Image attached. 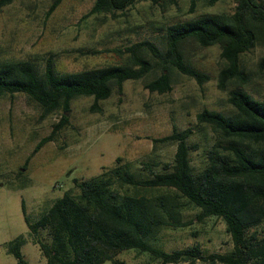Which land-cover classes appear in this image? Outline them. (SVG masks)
<instances>
[{
    "label": "trees",
    "instance_id": "1",
    "mask_svg": "<svg viewBox=\"0 0 264 264\" xmlns=\"http://www.w3.org/2000/svg\"><path fill=\"white\" fill-rule=\"evenodd\" d=\"M12 1L0 0V7ZM137 1L94 0L83 18L125 11ZM219 1L208 0L211 5ZM233 1L232 13H203L168 25L163 46L149 39L126 46L122 49L128 53L124 63L61 72L52 57L46 58L42 68L32 60L0 62V102L5 95L20 92L39 103L44 115L62 111L51 133L37 143L36 153L69 123L72 101L80 96H92L97 105L115 90L122 93L125 81L148 77L157 66L160 73L147 83L151 91H171L174 70L201 85L208 82L210 74L188 59L183 49L186 41L202 47L220 46L222 89L231 80L247 82L242 56L258 45L264 47V0ZM61 2L53 0L46 17ZM195 4L196 0H191L192 7ZM258 67L264 71V56ZM228 100L235 108L232 114L205 108L197 115L228 142L227 147L222 140L215 142L198 170L191 160L196 148L189 141L192 128L175 129L153 138L155 145L177 143L173 162L165 163L162 170L141 174L133 162L118 156L97 175L75 178L79 191L67 190L37 218L28 214L22 200L27 234L39 245L45 264H102L106 260L125 264L115 255L129 249L149 253L156 264H195L209 258L224 264H264V238L252 232L264 223V99L238 86L229 91ZM187 204L199 209L196 218L200 221L209 216L225 220L234 242L230 252L206 255L197 244L171 251L156 244L165 228L192 223L185 219ZM28 236L20 234L7 243V252L18 264H30L22 252Z\"/></svg>",
    "mask_w": 264,
    "mask_h": 264
},
{
    "label": "rangeland",
    "instance_id": "2",
    "mask_svg": "<svg viewBox=\"0 0 264 264\" xmlns=\"http://www.w3.org/2000/svg\"><path fill=\"white\" fill-rule=\"evenodd\" d=\"M53 0H13L0 7V62L32 60L41 68L48 57L61 72H73L128 60L126 46L145 39L164 45L166 27L174 22L203 13H232L236 3L221 0H138L125 11L96 13L83 18L94 0H62L46 17ZM183 49L193 65L210 74L199 84L179 71L172 73L173 89L151 91L147 83L160 73L156 69L142 79L127 80L122 93L117 90L95 104L92 96L72 101L70 121L54 140L33 153L37 143L51 133L62 111L44 115L42 106L25 93L5 95L0 102V264H18L7 252V243L20 234L28 236L22 200L28 214L37 218L67 190L79 191L74 179L97 175L112 166L118 156L133 162L141 174L162 170L174 160L177 143L154 144L153 138L173 130L192 128L189 141L195 145L191 160L200 169L208 150L221 141L220 134L198 120V113L208 108L232 114L229 91L242 86L256 98L264 99V71L258 62L264 47L256 46L242 56L247 82L231 80L226 89L219 86V71L224 64L219 45L202 47L186 41ZM225 147L228 142L223 141ZM225 152L226 148L223 149ZM142 193L150 191L141 189ZM187 226L165 228L156 244L166 250L199 245L204 253H228L234 248L231 234L222 217L209 216L200 221L199 209L187 204ZM264 238V223L252 230ZM30 264H45L38 244L31 237L22 246ZM125 264H156L149 253L137 249L115 255ZM102 264H112L106 260ZM190 264V262L169 263ZM195 264H224L218 260L198 259Z\"/></svg>",
    "mask_w": 264,
    "mask_h": 264
}]
</instances>
